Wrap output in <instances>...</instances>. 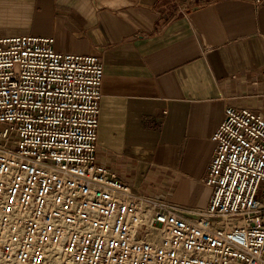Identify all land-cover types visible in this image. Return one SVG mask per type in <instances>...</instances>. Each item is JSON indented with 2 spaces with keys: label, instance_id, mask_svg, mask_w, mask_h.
I'll use <instances>...</instances> for the list:
<instances>
[{
  "label": "built area",
  "instance_id": "obj_1",
  "mask_svg": "<svg viewBox=\"0 0 264 264\" xmlns=\"http://www.w3.org/2000/svg\"><path fill=\"white\" fill-rule=\"evenodd\" d=\"M0 37V264H264V116L225 109L207 208L134 192L99 158L97 54Z\"/></svg>",
  "mask_w": 264,
  "mask_h": 264
},
{
  "label": "crops",
  "instance_id": "obj_2",
  "mask_svg": "<svg viewBox=\"0 0 264 264\" xmlns=\"http://www.w3.org/2000/svg\"><path fill=\"white\" fill-rule=\"evenodd\" d=\"M97 54L99 158L134 192L207 208L225 109L264 116V0H0V37Z\"/></svg>",
  "mask_w": 264,
  "mask_h": 264
}]
</instances>
